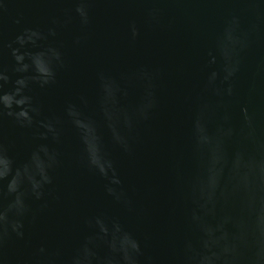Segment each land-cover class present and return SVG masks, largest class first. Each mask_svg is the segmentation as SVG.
I'll return each mask as SVG.
<instances>
[{
    "label": "water",
    "instance_id": "water-1",
    "mask_svg": "<svg viewBox=\"0 0 264 264\" xmlns=\"http://www.w3.org/2000/svg\"><path fill=\"white\" fill-rule=\"evenodd\" d=\"M227 58L240 62V94L225 98L238 124L253 80L250 110L264 103V0H0V97L29 98L31 118L18 120L0 103V214L14 221L21 202L30 209L23 237L6 240L0 264H31L41 247L66 254L81 244L97 264H115L128 232L140 244L139 264H178L185 242L199 241L197 225L215 227L224 213L218 206L201 214L190 189L199 174L194 100L218 102L204 86ZM98 73L112 79L101 83ZM149 84L159 108L149 121H132L135 138L124 153L113 133L125 134ZM70 103L86 121L82 129L72 124ZM89 123L128 207L81 162ZM46 176L52 183L37 200L34 188Z\"/></svg>",
    "mask_w": 264,
    "mask_h": 264
},
{
    "label": "clouds",
    "instance_id": "clouds-1",
    "mask_svg": "<svg viewBox=\"0 0 264 264\" xmlns=\"http://www.w3.org/2000/svg\"><path fill=\"white\" fill-rule=\"evenodd\" d=\"M137 35L133 25L132 36ZM239 70V60L227 58L222 71H213L204 86V92L218 97V102L212 103L206 95L197 96L194 100L193 149L199 174L191 184V197L201 214L215 212L218 206L224 209V213L215 227L197 225L199 241L185 242L177 258L178 264H264V103L259 113L250 110L249 102L257 94L253 80L248 89L249 102L241 106L239 122L234 123L231 104L225 98L240 94L235 79ZM96 78L101 83L112 79L105 73H98ZM146 101L137 109L134 118L125 122V134L113 133V144L124 153L131 152L130 141L135 138L132 121L137 124L149 121L159 108V100L151 84L146 88ZM0 103L9 110L8 115L31 123L28 109L24 107L30 104L29 98L16 99L5 94L0 97ZM14 104L20 109L19 112L13 113ZM86 104V96L81 95L79 105ZM67 112L73 118V126L82 129L86 121L81 118L78 104L70 103ZM89 128L91 131L88 135H82L84 151L80 154L81 162L106 181L104 191L107 196L128 207L130 201L120 187L121 180L114 162L102 149V136L94 124L89 123ZM230 146H234L231 151ZM51 183L52 177L46 176L43 183L35 186V199L39 200L44 195V186ZM29 213L30 209L21 202L14 210V221L8 214H0V251L12 234L23 237V220ZM229 224L231 231L226 227ZM125 238L128 243L119 247L113 257L115 264H139L142 254L139 242L129 232L121 240ZM31 264L97 262L94 256L86 254L81 244L66 254L41 247L34 253Z\"/></svg>",
    "mask_w": 264,
    "mask_h": 264
}]
</instances>
